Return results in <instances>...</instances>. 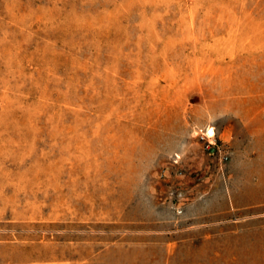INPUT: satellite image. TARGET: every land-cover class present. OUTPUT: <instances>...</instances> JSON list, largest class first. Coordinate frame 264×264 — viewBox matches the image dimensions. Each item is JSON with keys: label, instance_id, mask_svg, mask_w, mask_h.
Instances as JSON below:
<instances>
[{"label": "rangeland", "instance_id": "obj_1", "mask_svg": "<svg viewBox=\"0 0 264 264\" xmlns=\"http://www.w3.org/2000/svg\"><path fill=\"white\" fill-rule=\"evenodd\" d=\"M0 264H264V0H0Z\"/></svg>", "mask_w": 264, "mask_h": 264}, {"label": "built area", "instance_id": "obj_2", "mask_svg": "<svg viewBox=\"0 0 264 264\" xmlns=\"http://www.w3.org/2000/svg\"><path fill=\"white\" fill-rule=\"evenodd\" d=\"M207 135H208V137H213V135H214V134H211V135H210V134H209V132H208V134H207ZM203 138H204V136H203ZM223 159H224V160H227V159H228V157H227V156H223Z\"/></svg>", "mask_w": 264, "mask_h": 264}, {"label": "bare ground", "instance_id": "obj_3", "mask_svg": "<svg viewBox=\"0 0 264 264\" xmlns=\"http://www.w3.org/2000/svg\"><path fill=\"white\" fill-rule=\"evenodd\" d=\"M210 135L212 134V133H209Z\"/></svg>", "mask_w": 264, "mask_h": 264}]
</instances>
